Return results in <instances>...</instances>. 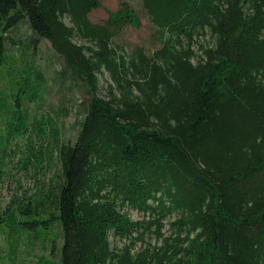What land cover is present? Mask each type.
Segmentation results:
<instances>
[{"label": "trees", "instance_id": "1", "mask_svg": "<svg viewBox=\"0 0 264 264\" xmlns=\"http://www.w3.org/2000/svg\"><path fill=\"white\" fill-rule=\"evenodd\" d=\"M142 3L152 50L114 42L142 25L128 0L104 22L89 16L101 0H0V70L25 24L27 46L48 38L85 92L76 138L61 140L52 116L32 120L46 75L22 62L0 105V176L20 151L34 184L0 227L60 236L57 264H264V0Z\"/></svg>", "mask_w": 264, "mask_h": 264}, {"label": "rangeland", "instance_id": "2", "mask_svg": "<svg viewBox=\"0 0 264 264\" xmlns=\"http://www.w3.org/2000/svg\"><path fill=\"white\" fill-rule=\"evenodd\" d=\"M121 1L101 0V5L89 13L90 18L95 22H104L111 11L120 7ZM128 1L138 11L142 19V25H125L121 32L114 37V42L124 45L129 50L136 45H143L147 49L152 50L157 45V42L153 36V28L143 7L142 0ZM66 20L69 21V18L66 17ZM28 33H30V30L27 29L25 24L9 31L13 38L20 41V44L12 49L13 55L10 57L9 71L6 68L0 70V105L1 102L5 101L3 97L8 98L7 101H10V93L13 91V85L20 74L22 62H26L28 59L32 60L44 70L47 84L46 103L41 108H38L36 112V104L34 101L31 102L32 120L40 118L42 115H50L55 122L59 138L61 140H74L84 111L85 92L82 89L81 81L73 82L70 79L67 80L60 73V69L64 65V59L55 50L48 38H42L38 45L32 49L29 47L31 45L27 46L25 40ZM99 79V93L107 95V87L110 80L109 73L107 71L100 72ZM10 113L7 112L5 114L9 115ZM1 123L2 119L0 116ZM26 137L27 135H24L19 138L22 148L25 146ZM19 156L20 151L15 153V157L9 161L5 173L0 176V211L4 210L12 201L15 192L22 193L23 190L31 188L34 184L33 171L19 168L17 163ZM54 166L56 169L57 166ZM128 211L133 218L143 217V213L137 209H129ZM167 227L166 225L165 231H168ZM56 230L59 231L58 227H56ZM61 240L59 236L54 246L53 242L48 238L28 232H24L19 235V238H16L9 234L7 226L0 227V264H57Z\"/></svg>", "mask_w": 264, "mask_h": 264}]
</instances>
